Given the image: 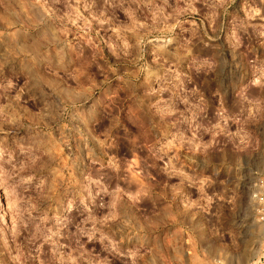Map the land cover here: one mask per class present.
<instances>
[{
	"label": "clouds",
	"instance_id": "clouds-1",
	"mask_svg": "<svg viewBox=\"0 0 264 264\" xmlns=\"http://www.w3.org/2000/svg\"><path fill=\"white\" fill-rule=\"evenodd\" d=\"M0 264H264V0H0Z\"/></svg>",
	"mask_w": 264,
	"mask_h": 264
}]
</instances>
